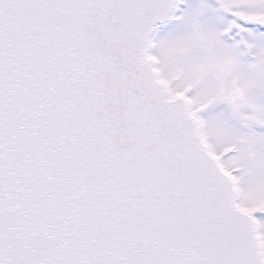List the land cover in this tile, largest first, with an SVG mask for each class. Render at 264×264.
<instances>
[{
	"label": "snow or ice",
	"instance_id": "1",
	"mask_svg": "<svg viewBox=\"0 0 264 264\" xmlns=\"http://www.w3.org/2000/svg\"><path fill=\"white\" fill-rule=\"evenodd\" d=\"M0 264H264V0H0Z\"/></svg>",
	"mask_w": 264,
	"mask_h": 264
}]
</instances>
